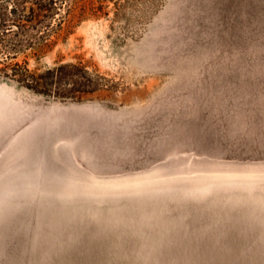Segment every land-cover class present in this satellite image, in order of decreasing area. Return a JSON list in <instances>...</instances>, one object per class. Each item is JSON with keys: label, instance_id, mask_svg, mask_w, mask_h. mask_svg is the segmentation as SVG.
<instances>
[{"label": "rangeland", "instance_id": "obj_1", "mask_svg": "<svg viewBox=\"0 0 264 264\" xmlns=\"http://www.w3.org/2000/svg\"><path fill=\"white\" fill-rule=\"evenodd\" d=\"M51 23L0 53V264H264V0Z\"/></svg>", "mask_w": 264, "mask_h": 264}, {"label": "trees", "instance_id": "obj_2", "mask_svg": "<svg viewBox=\"0 0 264 264\" xmlns=\"http://www.w3.org/2000/svg\"><path fill=\"white\" fill-rule=\"evenodd\" d=\"M68 2L76 4V0H0V53L13 58L35 47L45 49L53 27L51 21ZM64 68H75V64L58 67Z\"/></svg>", "mask_w": 264, "mask_h": 264}]
</instances>
